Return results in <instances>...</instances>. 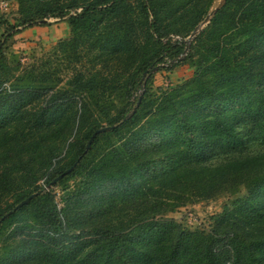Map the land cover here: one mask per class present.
I'll return each mask as SVG.
<instances>
[{"label":"trees","instance_id":"obj_1","mask_svg":"<svg viewBox=\"0 0 264 264\" xmlns=\"http://www.w3.org/2000/svg\"><path fill=\"white\" fill-rule=\"evenodd\" d=\"M215 1H20L31 2L22 22L28 28L48 26L44 20L50 18L67 22L74 39L93 42V51L105 62L108 57L128 62V78L116 79L113 88L97 73L78 72L58 89L33 83L0 91V220L38 194L2 222L0 242L6 223L33 204L40 206L33 210L34 235L17 240L24 228L16 227L12 237L17 246L7 249L0 264H264V0H227L211 19L213 42L196 76L163 92L158 102L149 99L151 71L171 72L190 62L206 35L190 44L174 40L179 17L191 7L195 30ZM15 29L0 15V70L10 40L19 33ZM109 87L128 98L126 107L109 119L107 126L119 125L110 133L136 124L140 116L150 120L141 139L135 132L136 138L114 148L111 157L88 166L78 195L59 209L45 188L39 190V182L45 177L46 187L54 189L81 172L98 140L109 134L98 135L85 153L92 135L103 128L87 115ZM141 91L140 105L126 120ZM44 95L50 98L41 101ZM254 145L258 147L252 149ZM150 146L155 158L144 161ZM62 155L72 157L62 164ZM107 166L117 170L108 173ZM240 185L250 197L227 209L218 218L225 225L212 234L155 218ZM147 202L154 216L136 211L139 215L123 222L115 223L117 218L109 215L98 219Z\"/></svg>","mask_w":264,"mask_h":264},{"label":"rangeland","instance_id":"obj_2","mask_svg":"<svg viewBox=\"0 0 264 264\" xmlns=\"http://www.w3.org/2000/svg\"><path fill=\"white\" fill-rule=\"evenodd\" d=\"M20 1L21 0H0V15L8 22L9 27H16L14 32H19L10 40L6 55L2 60L3 67L0 70V83L2 82L0 87L1 92H12L26 85H32L33 83V85L38 84L47 87L57 86L58 89L59 87L66 86L70 78L78 72H84L85 74L97 73L103 78L102 80L106 79L108 81L107 86L113 85V88L116 79L119 78V80L123 82L128 78V75L124 73L125 69L128 67V62L124 60L116 61L112 57H108V60L105 62V60L100 57V53L97 50L93 51L92 46L95 47V45H92L93 42L85 41L82 43L84 38L78 39V42L74 39L75 34L72 32L67 22L50 18L44 20V22L48 23V26L35 25L28 28V24H23L22 22L25 18L26 11L32 7L30 4L31 2L21 3ZM218 3L219 0H216L210 11ZM192 5L194 4H191V6ZM22 8L24 9L22 10ZM190 9L191 7L188 6L186 9L187 11H185V16L179 17V21L175 24L177 34L172 36L174 40L188 41L194 32V30H191L192 23L190 21L193 22V16L192 18L190 17ZM110 25L111 22L109 23V26ZM223 27H225V25H223ZM113 29H115V27ZM211 30L212 24L210 20L199 32V34L203 33L208 35L209 39L205 35L203 42L201 44L197 43L196 55L190 62L181 64L171 72L165 69H158L152 74L151 83L149 84L151 93L149 99L151 101L157 100L163 92L172 90L176 86L192 80L196 76L198 68L200 67V62L209 52L210 44L213 42L212 35L214 36V34ZM199 34L197 36H199ZM139 37L140 39L143 38L141 34H139ZM74 46L78 47L75 49ZM262 70H264V64ZM113 88H108L102 99L98 102L99 106L94 108V111L87 115V117L91 118L92 122L99 123L101 127L107 126L109 119L118 115L128 103V98L124 95V92L120 89L115 91ZM53 93L54 90L51 91L49 95ZM140 93H143V91ZM76 97L82 100L80 96ZM49 98L50 96L44 95L41 101H46ZM148 120H150L149 116H140L136 124L126 126L118 133L108 132L109 134L98 140L97 146L88 157L81 172L75 174L68 181L54 189L46 187L44 177L39 182V186L41 187L39 190L45 188V193L49 192L54 198V202L57 204L58 208L62 209L65 200L78 195L85 170L88 166L98 163L103 156L111 157L114 148L120 147L124 141L136 137L137 139H141L145 131V124ZM135 132H138L136 137L134 134ZM72 140L73 137L70 139V142H72ZM153 140L154 138H150L149 142L151 143ZM256 147L258 146L254 145L251 148L255 149ZM144 154V161L155 158L156 155V153L153 152L152 146L148 147ZM126 156H128V154ZM71 157L72 155H62L59 158L61 163L65 164ZM160 168V166L157 167V171H159ZM115 170H117V168L113 166L106 167V172L108 173L114 172ZM30 191L35 190L32 188ZM249 197L250 192L248 188L244 185H240L237 188L224 191L212 199L197 200L194 203L179 207L173 212L158 213L155 215V218H157V220H174L181 224L187 231H199L212 234L218 226L225 225L222 224L218 218L223 216L227 209L237 207L239 203L244 202ZM8 199L12 203L15 202L13 197ZM47 204L53 206L51 200H49ZM35 207L40 208L39 205L33 204L31 207L27 208L22 215L4 225L2 231L3 240L0 242V262L4 260L8 248H15L17 246L16 240L12 237V232L16 227L19 226L24 228V230L20 232L21 237L16 238L17 240L19 239L21 241L26 237L28 238L34 235L33 233L36 231V225L33 210ZM152 208L149 202L143 206L138 205L136 208L127 205L116 209V211L111 210L107 214L98 216V219H101L102 216L109 215L108 217L113 216L117 218L115 223L123 222L128 219V215L130 217L139 215L136 211L145 213L146 216L147 213L150 214L152 212L151 215L154 216ZM226 243L227 241L222 242L220 244L221 247H225ZM21 261H23V259Z\"/></svg>","mask_w":264,"mask_h":264},{"label":"water","instance_id":"obj_3","mask_svg":"<svg viewBox=\"0 0 264 264\" xmlns=\"http://www.w3.org/2000/svg\"><path fill=\"white\" fill-rule=\"evenodd\" d=\"M227 0H219V3L209 12V14L207 15V17L205 18V20L203 22H201L194 30V32L192 33V35L190 36L189 40L186 41L187 43H191V41L199 34L200 30L216 15V13L225 5ZM158 70V67L154 68L151 71V74H153L154 72H156ZM143 97V93H141L140 98H139V102L136 105V107L133 109V111L126 117V120H129L130 117L136 112L138 106L140 105V102L142 100ZM119 125H115V126H106L103 128L98 129L91 137V139L89 140L85 153H87L91 147L92 144L94 142V140L96 139V137L98 135L104 134V133H108L112 130H114L115 128H118ZM78 162L69 170H67L64 174L60 175L58 178H56L49 187H52L54 185H56L58 182H60L65 176H67L68 174H70L75 167L77 166ZM44 191H42L41 193H43ZM38 196V194H33L31 195L27 200L21 202L18 206H16V208L12 211H10L9 213H7L1 220H0V226L2 224L3 221H5L6 219H8L11 215H13L17 210L21 209L22 207H24L25 205L29 204L31 202V200L35 199Z\"/></svg>","mask_w":264,"mask_h":264}]
</instances>
